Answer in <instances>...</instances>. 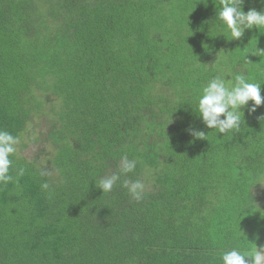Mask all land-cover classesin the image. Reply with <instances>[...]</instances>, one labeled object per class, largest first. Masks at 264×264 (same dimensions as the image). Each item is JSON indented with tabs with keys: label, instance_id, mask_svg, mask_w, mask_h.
I'll use <instances>...</instances> for the list:
<instances>
[{
	"label": "trees",
	"instance_id": "1",
	"mask_svg": "<svg viewBox=\"0 0 264 264\" xmlns=\"http://www.w3.org/2000/svg\"><path fill=\"white\" fill-rule=\"evenodd\" d=\"M218 4L0 0V129L21 139L43 121L49 144L10 156L0 264H221L224 251L264 246V104L223 135L193 112L213 76L264 82V33L227 41ZM123 154L135 170L102 193L95 183ZM124 180L145 183L140 202Z\"/></svg>",
	"mask_w": 264,
	"mask_h": 264
},
{
	"label": "clouds",
	"instance_id": "2",
	"mask_svg": "<svg viewBox=\"0 0 264 264\" xmlns=\"http://www.w3.org/2000/svg\"><path fill=\"white\" fill-rule=\"evenodd\" d=\"M258 2L264 5V0H258ZM244 3L245 0H219L214 27L221 30L218 35H222L227 41H239L245 30L253 28L260 33H264L261 31L264 29V8L260 10L249 8L245 12L243 10ZM256 45L257 40H255L254 45L255 51L264 53V50L258 49ZM240 50L244 52L246 61H249L246 58L248 54L254 55L245 47ZM262 84L264 82L254 81L245 73H235L231 78L222 75L213 76L198 90L193 112L206 128L215 130L217 135L238 132L242 123H244L243 110L247 109L248 114L251 115L264 104V96L261 95ZM257 119L264 120V115ZM187 131L193 137L203 140H206L208 134L191 128ZM18 143V136L0 129V184H7L13 179L10 174L12 167L10 156L16 153ZM136 166L137 159H129L127 154H123L120 157L118 171L101 178L95 185L101 189L102 193L111 192L116 183L120 181L121 176L133 172ZM22 173L23 169L20 170V174ZM40 175L46 176L49 174L41 172ZM122 187L127 189L131 198L136 202H140L145 196V183L141 180H124ZM40 188L42 191L49 190L48 181L41 182ZM256 205L257 211H260L259 205ZM261 217L264 218L262 215ZM220 262L221 264H264V246L257 247L255 245V247L246 250L233 248L224 251L220 254Z\"/></svg>",
	"mask_w": 264,
	"mask_h": 264
},
{
	"label": "rangeland",
	"instance_id": "3",
	"mask_svg": "<svg viewBox=\"0 0 264 264\" xmlns=\"http://www.w3.org/2000/svg\"><path fill=\"white\" fill-rule=\"evenodd\" d=\"M34 126H38L33 129L31 125L27 126V131L24 133L26 134L23 138L19 139V143L16 146L17 151L16 153L23 155L28 158H33L40 151H45L49 144L45 143L42 138V132L45 134L47 133V126L43 121H37ZM41 137L40 140L36 141L37 138ZM260 192V199L264 201V187L259 188Z\"/></svg>",
	"mask_w": 264,
	"mask_h": 264
}]
</instances>
